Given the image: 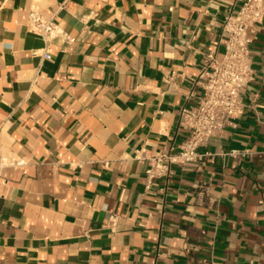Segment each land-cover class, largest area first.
Listing matches in <instances>:
<instances>
[{"label": "crops", "instance_id": "0c3cea01", "mask_svg": "<svg viewBox=\"0 0 264 264\" xmlns=\"http://www.w3.org/2000/svg\"><path fill=\"white\" fill-rule=\"evenodd\" d=\"M244 2L0 0V264H264V20L242 115L146 173ZM32 8L64 35L32 33Z\"/></svg>", "mask_w": 264, "mask_h": 264}, {"label": "built area", "instance_id": "2783aa9c", "mask_svg": "<svg viewBox=\"0 0 264 264\" xmlns=\"http://www.w3.org/2000/svg\"><path fill=\"white\" fill-rule=\"evenodd\" d=\"M263 20L264 0H245L236 15L226 18L223 27L227 34L225 51L221 57L217 52L208 54L200 76L203 83H198L204 93L197 105L184 106L180 113L188 136L178 153L158 154L149 159L150 167L146 172L149 180L168 174L170 165L199 160L198 149L206 146L211 138L221 136L223 130L242 115V90L254 76L249 46ZM28 28L46 42L64 35L54 18L36 8L29 11ZM137 158L140 161L147 159L146 152H140ZM2 164L6 162L2 161ZM10 165L23 166L24 162L14 161Z\"/></svg>", "mask_w": 264, "mask_h": 264}]
</instances>
